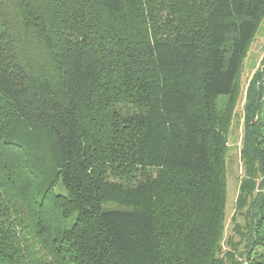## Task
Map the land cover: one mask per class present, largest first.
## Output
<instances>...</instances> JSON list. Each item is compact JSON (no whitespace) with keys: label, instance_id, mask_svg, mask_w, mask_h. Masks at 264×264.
<instances>
[{"label":"trees","instance_id":"obj_1","mask_svg":"<svg viewBox=\"0 0 264 264\" xmlns=\"http://www.w3.org/2000/svg\"><path fill=\"white\" fill-rule=\"evenodd\" d=\"M263 20L264 0H0V264H264V66L225 240Z\"/></svg>","mask_w":264,"mask_h":264},{"label":"rangeland","instance_id":"obj_2","mask_svg":"<svg viewBox=\"0 0 264 264\" xmlns=\"http://www.w3.org/2000/svg\"><path fill=\"white\" fill-rule=\"evenodd\" d=\"M264 66V20L257 32V35L250 45L248 53L243 63L240 77V89L238 100L234 108L233 120L228 133L227 161V184L228 199L226 208V233L225 240L233 237L236 241L234 216L236 215V202L240 192L241 181L244 178V170L241 161V149L244 135L245 107L249 85L255 73ZM238 224H243V219L236 218ZM226 248V243H224Z\"/></svg>","mask_w":264,"mask_h":264}]
</instances>
